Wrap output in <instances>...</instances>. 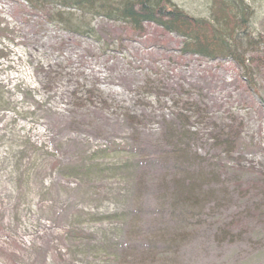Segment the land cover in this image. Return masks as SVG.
<instances>
[{"label":"rangeland","instance_id":"1","mask_svg":"<svg viewBox=\"0 0 264 264\" xmlns=\"http://www.w3.org/2000/svg\"><path fill=\"white\" fill-rule=\"evenodd\" d=\"M240 1L249 81L153 24L91 39L0 0V264H264V0Z\"/></svg>","mask_w":264,"mask_h":264},{"label":"trees","instance_id":"2","mask_svg":"<svg viewBox=\"0 0 264 264\" xmlns=\"http://www.w3.org/2000/svg\"><path fill=\"white\" fill-rule=\"evenodd\" d=\"M30 11L56 10V21L75 35L95 39L93 20L104 18L141 33L153 24L182 40L181 53L207 60H230L250 78L247 55L259 52V42L248 31V9L238 0H214L212 20H198L171 0H17ZM0 32L11 34L0 29Z\"/></svg>","mask_w":264,"mask_h":264}]
</instances>
